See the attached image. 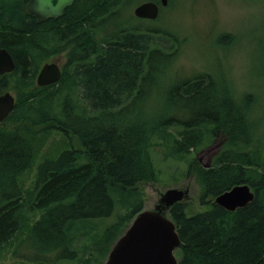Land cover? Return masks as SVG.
Masks as SVG:
<instances>
[{"label":"trees","instance_id":"16d2710c","mask_svg":"<svg viewBox=\"0 0 264 264\" xmlns=\"http://www.w3.org/2000/svg\"><path fill=\"white\" fill-rule=\"evenodd\" d=\"M26 1L0 0V46L14 62L0 73V89L14 96L0 121V249L23 232L56 235L44 250L57 249L63 235L70 246L84 234H68L75 219L111 212V186L137 198L85 244L76 263L100 264L142 208L137 184L155 179L150 148L159 145L163 157L186 162L205 205L189 211L179 200L167 209L179 237L176 264H264V144L251 117L258 95L235 93L224 70L176 76L180 39L167 25L170 0L151 19L125 13L131 0H73L57 19L44 20L26 10ZM226 36L222 31L217 40ZM61 52L58 80L36 85L41 63ZM54 130L69 146L41 158L27 187L23 176ZM212 142L218 147L204 167L194 151ZM239 182L253 190L246 204L227 210L212 202Z\"/></svg>","mask_w":264,"mask_h":264},{"label":"rangeland","instance_id":"374dc122","mask_svg":"<svg viewBox=\"0 0 264 264\" xmlns=\"http://www.w3.org/2000/svg\"><path fill=\"white\" fill-rule=\"evenodd\" d=\"M137 1L131 0L124 8V12H131ZM170 2V6L165 10L170 20L167 25L180 39L177 57L172 61L175 62L174 71L178 74L176 76L180 78L201 68L214 73L224 70L229 85L236 90L235 93L245 90L254 91L258 95V100L251 117L260 126L257 132L261 136V144H264V0H170ZM129 22L133 20L129 19ZM222 31L229 33V36L225 39L223 37L219 42L218 35ZM217 42L223 47L216 44ZM63 58L61 52L54 54L52 60L61 62ZM8 90L13 93L11 89ZM148 100V95H145L143 103ZM156 103L157 112L164 114L167 111L164 109L167 106L166 101L159 97ZM71 142L74 147H78L74 136H71ZM68 146L67 136L62 131L54 130L41 152L34 158L33 166L23 176L24 184L26 183L27 187L30 185L35 165L41 158H54ZM217 147L218 142H212L194 153L200 156V163H205L210 161ZM150 154L155 169V179L137 184L141 191L139 195L142 196V208H151L160 192L169 186L187 187V196L182 198V201L187 204L189 211L204 208L205 205L198 199L201 187L194 174L186 172V162L171 156L163 157L159 145L152 146ZM108 193L113 201L109 214L75 219L69 224V235L85 234L77 236L70 246L68 238L63 235L64 242L57 249L44 250L51 241L58 238L56 235L49 237L40 232L34 234L23 232L21 236L13 239L10 246L6 245L0 249V262L76 264L88 251L85 244H89L94 235L113 222L126 208L129 209L137 198L135 194L130 195L126 191L121 193L111 186L108 188ZM28 211L27 209V214ZM36 215L37 213L35 217ZM12 252L17 253L12 255ZM105 256L100 259V264L105 260Z\"/></svg>","mask_w":264,"mask_h":264},{"label":"water","instance_id":"95a60500","mask_svg":"<svg viewBox=\"0 0 264 264\" xmlns=\"http://www.w3.org/2000/svg\"><path fill=\"white\" fill-rule=\"evenodd\" d=\"M73 0H27L25 8L38 19L61 14L63 8ZM167 0H140L131 8L134 16L154 18L159 6ZM14 66L11 54L0 46V73L10 71ZM60 67L54 60L43 62L35 75V84L55 82L60 77ZM14 96L9 90L0 89V121L13 106ZM197 156V154H196ZM198 160L200 156H197ZM210 161L201 163L208 166ZM187 196V187H166L160 192L151 208H141L130 219L121 233L113 240L102 264H176L174 248L179 237L174 223L167 215V209L175 201ZM253 197V190L246 182L236 183L216 194L212 202L227 210L246 204Z\"/></svg>","mask_w":264,"mask_h":264},{"label":"flooded vegetation","instance_id":"af4514ba","mask_svg":"<svg viewBox=\"0 0 264 264\" xmlns=\"http://www.w3.org/2000/svg\"><path fill=\"white\" fill-rule=\"evenodd\" d=\"M63 10H64V8H63ZM63 10H62L61 14H59V15H57V16H55V17L47 16V17H44V18H41V19H38L36 16H35V17L37 18V20H44V19H47V18L57 19V17H59L60 15H62ZM52 57H53V56L49 55V57H48L47 59H45L43 62L52 60ZM43 62H42V63H43ZM61 62H62V61H61ZM61 62H58L60 69H61ZM42 63H41V64H42Z\"/></svg>","mask_w":264,"mask_h":264}]
</instances>
